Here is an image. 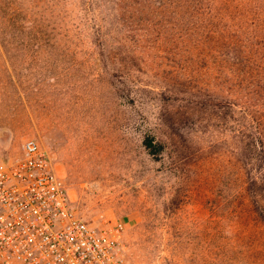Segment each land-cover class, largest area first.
Returning <instances> with one entry per match:
<instances>
[{"label":"rangeland","instance_id":"374dc122","mask_svg":"<svg viewBox=\"0 0 264 264\" xmlns=\"http://www.w3.org/2000/svg\"><path fill=\"white\" fill-rule=\"evenodd\" d=\"M21 3L0 166L35 139L122 264H264V0Z\"/></svg>","mask_w":264,"mask_h":264},{"label":"built area","instance_id":"2783aa9c","mask_svg":"<svg viewBox=\"0 0 264 264\" xmlns=\"http://www.w3.org/2000/svg\"><path fill=\"white\" fill-rule=\"evenodd\" d=\"M0 166V264H122V223L74 211L33 138Z\"/></svg>","mask_w":264,"mask_h":264},{"label":"trees","instance_id":"16d2710c","mask_svg":"<svg viewBox=\"0 0 264 264\" xmlns=\"http://www.w3.org/2000/svg\"><path fill=\"white\" fill-rule=\"evenodd\" d=\"M22 3L21 0H0V17L6 18L10 23H7L11 26L17 21L16 27H20V22L18 21V15L21 13ZM144 145L146 147H152L151 150L154 149V145L151 142L150 138L146 137L144 139Z\"/></svg>","mask_w":264,"mask_h":264}]
</instances>
